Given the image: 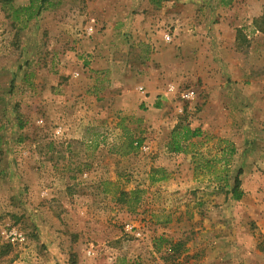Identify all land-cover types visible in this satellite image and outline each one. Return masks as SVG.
<instances>
[{
  "label": "rangeland",
  "instance_id": "374dc122",
  "mask_svg": "<svg viewBox=\"0 0 264 264\" xmlns=\"http://www.w3.org/2000/svg\"><path fill=\"white\" fill-rule=\"evenodd\" d=\"M30 5L0 0V264H264V0Z\"/></svg>",
  "mask_w": 264,
  "mask_h": 264
},
{
  "label": "trees",
  "instance_id": "16d2710c",
  "mask_svg": "<svg viewBox=\"0 0 264 264\" xmlns=\"http://www.w3.org/2000/svg\"><path fill=\"white\" fill-rule=\"evenodd\" d=\"M5 1H11V0H5ZM31 1V7L29 6H24L21 8L16 9L15 12H27L30 8H34L35 10L32 11V13L30 15H28L25 19H24V23H27L30 18L36 14H39V12L52 0H30ZM224 2V3H228ZM36 5V6H35ZM255 22L258 26V29H260L261 31L264 32V15L262 17L256 18ZM126 128V127H125ZM128 130V128H127ZM202 134V130L199 127H191L189 125H177L171 132L170 138H169V142H168V147L175 152H187L189 150V145L193 144V142L191 141L192 139L201 136ZM142 143V139L141 138H135L133 136V134H127L126 136V141H125V145H126V149L122 152L123 154H128L131 152H135L139 149L140 145ZM230 149V153H232L235 148L234 146L230 145L229 146ZM200 165V164H199ZM198 168V166H196V169ZM240 172L239 174L236 176V180H235V185L232 189V194L233 197L236 199H240L243 196V190L240 189V178H239ZM153 181H159L164 179V176L161 177H155L153 176L151 178ZM106 184H108V182H105ZM106 192H108L109 190L106 188L105 189ZM138 190L136 191H132L131 193H127L126 191H121L120 194V199L121 200H127V198H129L130 194H131V198H129V200H134V203H138L140 196L138 194Z\"/></svg>",
  "mask_w": 264,
  "mask_h": 264
},
{
  "label": "built area",
  "instance_id": "2783aa9c",
  "mask_svg": "<svg viewBox=\"0 0 264 264\" xmlns=\"http://www.w3.org/2000/svg\"><path fill=\"white\" fill-rule=\"evenodd\" d=\"M139 89H140L141 91H143V90H144V87H143V86H140ZM168 91L171 92V93L176 92V86H175V85H171V86H169V87H168ZM195 96H196V92H195L194 89L186 90V91H184V92L181 94V97H182V98H185V99H188V100H189V99H193ZM128 227H130V226H128ZM137 234H138V235H141L140 232H138ZM8 237H9V239H10L12 242H14V243H16V242H22V241L25 240V236H24V234H23L22 232H19V231L15 230V229H14V230H11L10 232H8ZM90 252H91V251H90Z\"/></svg>",
  "mask_w": 264,
  "mask_h": 264
},
{
  "label": "crops",
  "instance_id": "0c3cea01",
  "mask_svg": "<svg viewBox=\"0 0 264 264\" xmlns=\"http://www.w3.org/2000/svg\"><path fill=\"white\" fill-rule=\"evenodd\" d=\"M168 94H169V92L168 91H162L161 92V96L160 97H158L157 98V101H155V104H154V106H156V107H162L163 106V103H162V101L161 100H163V98L164 99H167V97H168ZM150 100H151V97H150ZM152 101V100H151Z\"/></svg>",
  "mask_w": 264,
  "mask_h": 264
}]
</instances>
